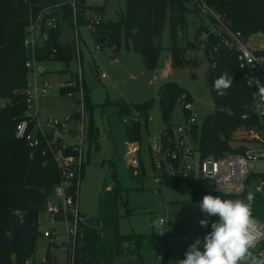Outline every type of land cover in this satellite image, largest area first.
Returning a JSON list of instances; mask_svg holds the SVG:
<instances>
[{"label": "rangeland", "instance_id": "obj_1", "mask_svg": "<svg viewBox=\"0 0 264 264\" xmlns=\"http://www.w3.org/2000/svg\"><path fill=\"white\" fill-rule=\"evenodd\" d=\"M84 4L101 7L102 19L115 21L121 13H125L126 0H84ZM188 20V24L178 29L175 35V44L181 47V61L171 63L168 50L171 43L169 10L166 11L158 40L161 50L155 66L150 69L145 67L141 56L131 49L129 41L122 38L116 52L112 44H98L99 48L95 49L97 44L91 39L89 27L81 23L77 25L80 67L87 95L83 114L86 142L83 146L82 176L77 192L79 213L85 217L98 216V203L104 191L112 187L119 190L116 200L117 225L106 228L103 236L106 251L94 264L140 263L136 253L130 251L134 246H137L136 250L143 264H178L181 251L196 237H203L195 226L197 211L190 182L181 179L176 183L165 180L156 183L153 154L148 146V139L159 136L163 128L157 104L162 84L176 83L192 97L198 129L213 111L212 98L205 80L208 60L194 36L200 20L194 14ZM72 25L73 23L71 31L75 44ZM188 41L194 42L195 47L186 48ZM247 43L250 48L264 50V34L250 35ZM167 62L170 66L164 74ZM78 65L76 57L68 62L53 58L37 63V68L40 67L41 70L37 73L40 75L36 86L40 87L44 81L50 86L47 94L39 95L36 101L39 121L54 118L63 122L77 109L78 93L68 95L59 90L66 81L72 79ZM101 73L104 74L103 78L100 77ZM119 105H125L139 115L138 134L134 139L126 135L127 128L133 124L132 116L128 112L123 120L124 114H118ZM143 106H147V116L152 118L147 123L143 121ZM34 111L33 104L30 112ZM185 114L181 102L173 105L169 120L172 129L184 121ZM78 120V116H72L66 124L67 128L77 130ZM197 137L199 138V132ZM131 143L138 145V166L135 172L128 153ZM263 168L264 164H255V170ZM258 181L253 177L250 185L254 186ZM210 186L209 180L201 181L203 191H207ZM48 197L50 200L54 199L53 190ZM259 197L264 200V190ZM159 218L165 220V227L158 233L156 225ZM37 221L31 264L44 261L47 247L52 264H65V252L61 248V243L65 240L62 223L51 222L44 210L38 213ZM52 228L58 235L52 239L42 236L43 231ZM116 232L137 235L138 240L136 244L123 240L119 253L113 256L117 248L114 241ZM259 250L260 247L256 250L249 249V252L264 258V250ZM240 264H249V260L246 258Z\"/></svg>", "mask_w": 264, "mask_h": 264}, {"label": "trees", "instance_id": "obj_2", "mask_svg": "<svg viewBox=\"0 0 264 264\" xmlns=\"http://www.w3.org/2000/svg\"><path fill=\"white\" fill-rule=\"evenodd\" d=\"M34 1L38 2L36 11L43 4H55L58 0ZM75 2L78 24L85 25L83 14L87 10L93 9L102 13L101 7L86 6L84 0H75ZM209 2L214 10L231 22L244 37L264 34V0H209ZM167 10H169L171 39L168 46L170 61L180 63L181 47L175 44V35L178 29L188 24L191 10L184 3L174 0H126L125 13H121L115 21L102 20L91 32L92 40L100 46L112 44L116 52L123 38L126 42H130L131 49L141 56L145 67L150 69L155 66L159 57L161 46L158 40ZM51 15L57 20V27L48 30V40L39 47L37 57L41 61L54 58L68 62L74 58L71 6L64 4L56 7L51 10ZM28 16L29 8L26 0H0V99L6 100V104L0 108V245L11 231L14 216H17L27 227H33L35 230L33 236L20 235L13 252L0 250V264H25L26 260L33 257L38 213L44 210L49 193L59 181L60 176L58 168L49 157L42 155L41 150L38 149L31 152L26 142L15 136V125L26 110L25 96L20 90L26 86L27 70L24 62L27 53L22 39L28 24ZM202 28V21H200L194 31L197 41L198 33ZM207 44L210 49L213 47L216 49L213 53H209V49L204 50L208 60L205 80L212 98L213 111L206 116L200 126L198 150L201 158L207 156L217 158L226 153L239 152L245 144L255 141L258 135V122L252 112L253 92L244 80L236 52L219 46L218 39L215 38H209ZM185 47L194 48L195 44L188 41ZM258 51L264 53V50ZM222 74L230 76L232 83L223 91V94H220L213 89L212 85L214 79ZM69 82H76V73ZM76 90V85H70L62 86L59 91L67 94ZM84 92L86 105L85 88ZM182 93L186 92L176 83L167 82L159 88L157 104L163 122L161 132L171 127L169 124L171 109L175 103H178V97ZM118 107L120 115L131 111L125 105ZM142 109L143 114L146 115L147 106H143ZM137 134L138 123H133L127 128L126 135L134 139ZM135 169L137 168L133 167L134 172ZM165 181L176 183L180 179ZM188 181L196 203L195 226L201 234L208 231L207 226L201 227L198 223V220L203 218V213L200 212L197 204L204 194L216 195L222 199L243 200L245 194L251 192L254 196L251 215L262 217L264 200H261L260 194L252 191L250 178L244 183L243 192L226 194L203 191L201 182ZM118 191L115 187L109 188L99 199L98 216L103 218L100 229L86 226L81 221L85 216L80 214L74 264H94L105 253L104 232L108 226L117 225ZM17 210L19 214H16ZM214 219L215 217H210L209 221ZM162 235L165 236V234ZM137 237L134 234L116 232L114 241L117 248L116 253L112 255L116 256L119 253V246L123 240L136 244ZM136 249L137 246H134L130 250L138 256L140 263L136 264H143ZM186 249L181 251L180 259H183ZM39 264H52L49 247L46 249L44 261Z\"/></svg>", "mask_w": 264, "mask_h": 264}, {"label": "built area", "instance_id": "obj_3", "mask_svg": "<svg viewBox=\"0 0 264 264\" xmlns=\"http://www.w3.org/2000/svg\"><path fill=\"white\" fill-rule=\"evenodd\" d=\"M184 3L191 15H197L202 21L203 28L198 33L199 48L203 51L209 49L213 53L215 47L210 49L207 42L209 38L218 39L219 46L224 49L236 52L237 59L246 84L252 89L253 104L252 112L258 122V139L248 143L239 152L226 153L220 157H200L198 150L199 132L196 117L194 115L193 99L188 93H182L178 102L183 104L186 112L185 119L175 127L160 132L159 136H152L148 139V146L153 154V168L155 171L154 180L161 183L166 179H187L201 182L209 180L211 186L207 190L213 194L239 193L241 183L248 178L256 177L259 181L252 186V191L262 194L264 190V168L255 170V164H264V93L258 88V83L264 85V53L250 48L246 37L241 31L235 29L231 22L225 20L211 6L209 0H174ZM29 8L28 24L25 28L22 43L26 49L27 58L24 67L27 70L26 86L20 90L25 96L26 110L23 117L15 125V136L23 139L28 148L32 151L41 150L42 155L49 157L59 170V181L53 187L54 199L46 201L44 211L51 222L62 223L65 240L61 248L65 252V264L75 263L76 237L79 232L80 213L77 204V192L82 176L83 168V146L84 139V108L85 92L83 76L80 67L79 49L77 45V20L75 0H58L55 4H43L36 11L38 2L26 0ZM64 4H69L72 9V22L74 25V58L78 61L76 70V82H70L65 86L76 85L78 93L77 110L78 129L67 128V121L47 118L41 122L38 120L36 101L39 95L47 94L50 86L44 81L40 87L36 84L39 79L41 68L37 63L41 60L37 57L39 47L48 40V30L57 27V20L51 15V10ZM191 17V16H190ZM85 25L89 27V34L101 23L102 13L96 10H87L83 14ZM38 33L36 34V32ZM92 39V37H91ZM93 41V40H92ZM98 45L95 49H98ZM169 65H166L164 74L168 72ZM103 78L104 74L101 73ZM68 95L71 93L68 92ZM6 104V100L0 99V108ZM35 111L30 112L32 105ZM128 114L132 117L133 123H138V113L131 110ZM151 116L144 117V123L151 121ZM125 120V114L123 116ZM254 145V146H252ZM251 146V147H250ZM128 153L131 155V165L138 166V145L131 143ZM213 186V187H212ZM214 188V190H213ZM262 217L251 215L249 231L255 239L250 249L259 252L264 250V208L261 211ZM159 223H164L162 218ZM58 235L56 231L47 229L42 236L52 239ZM25 264H31L28 259Z\"/></svg>", "mask_w": 264, "mask_h": 264}, {"label": "clouds", "instance_id": "obj_4", "mask_svg": "<svg viewBox=\"0 0 264 264\" xmlns=\"http://www.w3.org/2000/svg\"><path fill=\"white\" fill-rule=\"evenodd\" d=\"M232 83L230 76L222 74L213 81V89L223 94ZM264 93V85L258 83ZM213 187V186H212ZM214 190V188H213ZM240 190L244 191L241 183ZM253 193L247 192L243 200L222 199L212 194H204L197 207L203 218L198 220L201 227L208 231L203 237H196L188 246L183 259L178 264H240L246 258L249 264H264V258L251 255L250 247L255 239L249 231L251 225V205ZM16 214H19L18 210ZM210 217H215L209 221ZM156 232H162L165 224L158 223Z\"/></svg>", "mask_w": 264, "mask_h": 264}, {"label": "water", "instance_id": "obj_5", "mask_svg": "<svg viewBox=\"0 0 264 264\" xmlns=\"http://www.w3.org/2000/svg\"><path fill=\"white\" fill-rule=\"evenodd\" d=\"M238 109H241V108H238ZM77 113H78V110H74L71 114H69L66 117V120L76 115ZM81 221L86 226L92 229H100L103 224V218L101 216L83 217ZM22 234H25L27 236H33L35 234V230L33 227H27L24 223L20 221V219L17 216H14L10 234L0 245V250L13 252L17 239Z\"/></svg>", "mask_w": 264, "mask_h": 264}, {"label": "crops", "instance_id": "obj_6", "mask_svg": "<svg viewBox=\"0 0 264 264\" xmlns=\"http://www.w3.org/2000/svg\"><path fill=\"white\" fill-rule=\"evenodd\" d=\"M166 65H169V66H170V63H168V62H167V64H166ZM68 83H70V82H69V81H66V82L64 83V85H63V86H65V85H66V84H68ZM75 110H77V109H75ZM73 111H74V110H73ZM73 111H72V112H73ZM72 112H71V113H72ZM71 113H70V114H71ZM70 118H71V117H70ZM70 118H69L68 120H66V118H65V121H67V122H68V121L70 120ZM256 119H257V118H256ZM65 121H64V122H65Z\"/></svg>", "mask_w": 264, "mask_h": 264}, {"label": "bare ground", "instance_id": "obj_7", "mask_svg": "<svg viewBox=\"0 0 264 264\" xmlns=\"http://www.w3.org/2000/svg\"><path fill=\"white\" fill-rule=\"evenodd\" d=\"M256 139H258V135H257Z\"/></svg>", "mask_w": 264, "mask_h": 264}]
</instances>
